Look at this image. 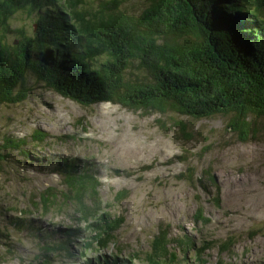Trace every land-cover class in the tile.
<instances>
[{
  "label": "rangeland",
  "instance_id": "1",
  "mask_svg": "<svg viewBox=\"0 0 264 264\" xmlns=\"http://www.w3.org/2000/svg\"><path fill=\"white\" fill-rule=\"evenodd\" d=\"M82 1L75 16L65 9V3L58 4L64 23L73 26L69 48L79 53L85 50L86 33L91 31L81 29L76 18L82 17V12L92 14L114 6V0ZM146 7L144 0H122L115 11L137 17ZM35 20L36 12L23 10L15 14L10 26L22 28L31 38ZM96 37L98 34L90 38L98 42ZM12 41L11 36L4 38L7 45ZM105 58L101 56L97 62ZM138 73L131 67L125 77ZM27 87L23 101L0 106V158L5 159L0 162V230L7 235L0 242V264H100L113 260L120 264H264V117L250 116L255 133L244 142L226 127L229 116L192 120L173 114L142 115L111 103L84 107L48 90L33 77H28ZM158 120L170 128L173 122H183L190 131L189 139H179L176 129L163 131ZM34 130L52 138L44 148L41 145L42 153L34 155L30 164L17 151L2 150V139L26 138L22 150L31 156L37 151L28 139ZM180 156L184 162L175 159ZM62 157L86 164L100 182L97 207L87 217L78 216L76 207L68 204L46 214L35 210L37 199L32 198L43 190H65L52 171ZM149 164H153L150 170L140 171ZM187 167L197 172L211 168L220 189L219 207L195 184L177 177ZM121 190L128 192L127 198L113 200ZM197 207L203 209L208 224L194 220ZM98 209L101 214L95 217ZM118 216L124 221L106 243L98 228ZM17 219L31 221L27 223L39 231L72 226L75 237L70 252L45 261L31 232L15 229ZM161 232L166 234L164 244L170 254L151 257L152 241ZM186 238L192 241L190 248L180 243ZM229 239L228 250L220 252ZM4 242L12 245L13 255L6 253ZM207 245L213 248L202 251Z\"/></svg>",
  "mask_w": 264,
  "mask_h": 264
},
{
  "label": "trees",
  "instance_id": "2",
  "mask_svg": "<svg viewBox=\"0 0 264 264\" xmlns=\"http://www.w3.org/2000/svg\"><path fill=\"white\" fill-rule=\"evenodd\" d=\"M144 1L147 7L137 17L115 11L122 0H114V6L96 13L82 12L76 21L91 33H86L87 46L79 53L69 48L73 26L64 23L58 4L65 3V9L75 16L82 0H0V106L23 101L29 92L28 77H33L48 90L84 107L111 103L142 115L173 114L192 120L229 116L226 127L240 141L253 138L255 128L250 116L264 117V0ZM23 10L37 14L31 38L22 28L10 26L15 14ZM96 34L98 42L90 38ZM6 36L13 38L11 45L4 43ZM101 56L105 60L97 62ZM131 67L140 73L127 79L125 74ZM157 125L165 132L176 129L183 141L190 137L183 122H173L170 128L158 120ZM48 138L52 136L41 130L32 132L28 139L37 151L31 156L22 150L26 138L6 137L2 150L17 151L30 164L34 155L42 153ZM175 159L185 161L183 156ZM4 160L0 158V162ZM78 162L62 157L55 164L52 171L65 190H43L32 198L37 199L36 211L46 214L53 207L68 204L76 207L78 216L87 217L97 207L100 182L86 164ZM152 167L143 165L140 171ZM177 177L195 184L215 207L220 206V189L210 167L198 172L187 167ZM127 196L126 190L117 191L113 200L122 202ZM99 214L98 209L95 217ZM194 216L204 225L209 223L201 207ZM123 221L118 216L98 228L104 242L112 240ZM27 222L17 219L13 225L16 230L31 232L45 261L70 252L75 237L72 226L62 231H39ZM3 238L7 235L0 230V242ZM165 241L162 232L153 239L151 257L170 254ZM180 243L186 248L192 246L188 238ZM229 244L230 239L219 251H227ZM4 245L6 253L13 255L12 245ZM212 248L207 245L202 251ZM100 264L120 263L113 260Z\"/></svg>",
  "mask_w": 264,
  "mask_h": 264
},
{
  "label": "water",
  "instance_id": "3",
  "mask_svg": "<svg viewBox=\"0 0 264 264\" xmlns=\"http://www.w3.org/2000/svg\"><path fill=\"white\" fill-rule=\"evenodd\" d=\"M36 27V25H34V28ZM16 44V43H15Z\"/></svg>",
  "mask_w": 264,
  "mask_h": 264
}]
</instances>
